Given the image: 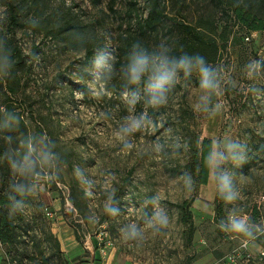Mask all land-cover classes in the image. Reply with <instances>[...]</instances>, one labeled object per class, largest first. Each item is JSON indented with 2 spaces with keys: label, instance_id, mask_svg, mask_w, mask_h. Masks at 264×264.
Masks as SVG:
<instances>
[{
  "label": "rangeland",
  "instance_id": "rangeland-1",
  "mask_svg": "<svg viewBox=\"0 0 264 264\" xmlns=\"http://www.w3.org/2000/svg\"><path fill=\"white\" fill-rule=\"evenodd\" d=\"M10 1L0 0V16L5 19ZM147 1L137 3L138 13L144 16ZM15 2L22 24L15 29V38L27 56L23 90L36 108L35 119L28 118L26 112L24 119L31 134L46 132L51 137L63 165L62 178L39 182L24 210L13 214L19 235L13 245L5 247L11 264H186L190 259L213 264L243 241L218 227L233 207L250 215L251 223L262 228L264 96L253 95L249 89L253 85L264 88V71L252 79L246 65L252 60L264 61V32L237 33L221 51L216 66L221 68L225 82L222 95L214 98V102L218 99L225 105L220 113L207 115L194 110L200 95L195 76L188 81L181 79L163 108L152 109L142 99L133 109L113 81H100L92 63L97 50L118 48L119 36L126 32L128 22L124 0ZM161 2L168 18L149 38L150 46L161 41L172 45L177 38V30L172 28L174 19L196 25L201 15L215 10L212 0ZM67 26L84 28L83 42ZM59 27L68 31L57 34ZM0 30L6 32L3 20ZM203 31L214 35L208 27ZM219 32L216 30V39ZM66 34L75 36V42L66 40ZM33 48L38 60L32 58ZM87 48L93 52L90 59L86 57ZM138 90L143 98V87ZM141 112H147L162 126L128 137L130 146L125 148L115 131ZM226 134L239 135L249 145L247 162L234 169L241 197L233 205L217 194L210 178L206 185H194L192 193L183 183L187 174L195 184L196 178L187 167L196 143ZM156 144L163 146L162 151L156 150ZM77 168L90 184L74 175ZM75 184L87 196L78 210L69 201ZM110 194L120 209L115 217L104 213ZM152 196L159 197L172 221L163 236H154L141 221V206ZM192 197L195 233L188 241L187 225L180 220L176 204ZM218 208L222 210L219 218ZM148 210L151 212V206ZM132 221L144 230L139 243L121 238V228Z\"/></svg>",
  "mask_w": 264,
  "mask_h": 264
},
{
  "label": "clouds",
  "instance_id": "clouds-1",
  "mask_svg": "<svg viewBox=\"0 0 264 264\" xmlns=\"http://www.w3.org/2000/svg\"><path fill=\"white\" fill-rule=\"evenodd\" d=\"M5 17L0 16V21ZM35 27V23L32 25ZM175 53V54H174ZM34 60L39 57L31 54ZM94 67L96 75L102 80H111L115 73L112 52L108 49H100L94 53ZM260 60H252L246 65L249 77L255 79L264 69ZM14 62L11 52L0 40V81L13 75ZM121 78L128 86L123 93V99L131 108L144 102L152 109L158 110L169 103L170 93L174 91L181 79L188 81L195 76L198 80L200 95L194 104V110L198 113L216 115L222 111L225 105L218 99L223 93L222 84L225 76L218 66H214L205 56L199 53L177 52L173 45L158 42L152 46H146L142 41H134L129 48L124 63L120 70ZM143 86L144 97L140 93L139 86ZM249 91L253 95L264 96V88L253 85ZM3 115L8 127L20 124V115L15 111L4 108ZM162 124L152 120L147 112H141L139 116L133 115L115 131L117 137L123 141L125 148L129 147L128 137L137 132L147 131L151 128L155 131ZM3 130V129H0ZM12 137H7L11 141ZM204 149L203 141H200ZM157 151H162L163 146L156 144ZM55 142L46 132L39 135L29 134L20 140V151L4 153L3 159L8 162L10 172L14 179L9 185L7 200L12 212L22 211L26 207V198L36 192L39 182L55 180L58 176V166L61 163L59 154L54 150ZM249 145L240 139L239 135L226 134L218 136L207 146L204 155V165L208 170L209 178L217 194L229 205L235 204L241 197L235 184V168H239L247 162ZM231 165V167H229ZM74 175L81 182L90 184L77 168ZM188 193L194 191L193 181L187 174L183 180ZM118 202L110 194L104 204V213L115 217L120 214L116 206ZM151 206V212H149ZM144 228L149 229L154 236L167 234L171 224L168 212L161 207L158 196L146 199L140 211ZM220 230L236 238H244L246 241H254L257 234H264V229L253 225L246 213H242L238 207H233L226 219L218 225ZM121 238L125 242L135 241L139 243L143 239L144 230L136 221L125 224L121 228Z\"/></svg>",
  "mask_w": 264,
  "mask_h": 264
},
{
  "label": "trees",
  "instance_id": "trees-1",
  "mask_svg": "<svg viewBox=\"0 0 264 264\" xmlns=\"http://www.w3.org/2000/svg\"><path fill=\"white\" fill-rule=\"evenodd\" d=\"M124 1L126 4V11L124 12V15L125 20L128 21L127 24H125L127 26L125 30L126 32H123V35L119 36L118 48L111 51L112 55L115 57L113 60L115 73L111 80L102 81L99 78L102 82L109 83L110 81H113V85L118 87L120 92L125 91L128 87L126 82L120 76V70L129 51L130 45L134 41L140 40L146 46H150L149 38L159 32L161 25L165 19L168 18L165 4H163L161 0H148L146 7L147 13L145 16L144 14L141 15L138 13V0ZM212 1L215 3V10L201 15L200 21L196 25L187 23L184 20L174 19L175 22L172 25V28L177 30V38H174L175 40L172 41V45L175 47L177 52L183 51L192 54L199 53L205 56L209 62L216 66L218 59L220 58L221 51L226 50L231 37L235 38L238 35L237 33L242 32L244 35L252 32H264V0ZM18 5L19 4H16L15 0L8 2L5 8L8 12V16L5 20H3L6 32L0 30V40L4 41V46L11 52L14 62L13 75L6 80L0 81V129H3L0 130V245L3 247V251L7 259L6 264H11V261L8 259L9 251H7L5 247L13 245L19 234L17 232L13 216L15 212L10 210L7 200L9 185L14 177L10 172L8 162L3 159V154L6 152L11 153L20 151V140L23 136L31 134L30 126L25 121L24 114L26 112L28 118L35 119L36 113V108H34V105L29 102V98H27L28 96L25 95L23 90V85L25 83L24 68L27 63V56L23 53L15 38V29L22 26L17 18V13L19 14ZM110 9L111 11H114L112 6H110ZM214 12L215 15L213 14ZM201 25H203V27H208L209 31L214 35L216 34V30L220 31L217 34V39L214 35L211 36L210 33L204 32ZM67 27L71 28V26ZM67 27H59V31L56 33H60L61 30L63 33L65 30L68 31ZM71 30L72 31L70 33L75 34V36L78 37V40L82 41L83 32L85 31L84 28L81 26H73ZM170 33H172L171 29ZM73 37L66 34L65 39L69 42H73ZM245 39L249 40V37L246 35ZM79 43L77 42L76 45H79ZM33 53H36V48H33L32 54ZM86 57L87 59L93 57V52L89 48L86 49ZM261 67L264 69V61H262ZM139 87L143 86L141 85ZM5 107L9 111H15L20 115L21 119L18 126H7L8 122L3 115ZM9 136L12 137L11 141L7 140V137ZM201 141H203L205 145L204 149L201 148L200 141L196 143L191 150V160L187 167L190 174L196 178L194 184L195 187L206 185L209 179L208 170L204 165V155H206L207 146L212 140L204 138ZM54 150L56 151V146ZM62 165L63 164L60 163L57 170L60 178H62L60 173V166ZM27 199L28 197L26 200ZM86 199V192L81 190L75 184L71 188L69 194V201L72 203L74 208L78 210L80 208V204L85 203ZM217 199L219 200V198ZM194 200L195 198L192 197L189 200L176 204V207L180 212V220L187 225L188 241L192 240L195 233V225L192 212L190 210V206ZM221 211V208H218V218L221 215ZM242 240L245 239L242 238ZM193 261V259H190L186 262V264H191ZM253 263L257 264L256 262Z\"/></svg>",
  "mask_w": 264,
  "mask_h": 264
},
{
  "label": "built area",
  "instance_id": "built-area-1",
  "mask_svg": "<svg viewBox=\"0 0 264 264\" xmlns=\"http://www.w3.org/2000/svg\"><path fill=\"white\" fill-rule=\"evenodd\" d=\"M248 243V241L243 240L238 247L224 257L217 259L214 264H238L243 261L264 264V248L257 254H252L248 251Z\"/></svg>",
  "mask_w": 264,
  "mask_h": 264
},
{
  "label": "crops",
  "instance_id": "crops-1",
  "mask_svg": "<svg viewBox=\"0 0 264 264\" xmlns=\"http://www.w3.org/2000/svg\"><path fill=\"white\" fill-rule=\"evenodd\" d=\"M248 215V214H247ZM250 215H248L249 217ZM262 229H264V225L262 226ZM260 236L261 239H255L254 241H249L248 243V251L252 254H257L261 249L264 248V234H258L257 237ZM236 238V237H233ZM6 256L4 254V251L0 245V264H6ZM216 261V260H215ZM215 261H213V264L215 263ZM107 264H109V262H107ZM191 264H202L199 261H196L194 263ZM238 264H254L252 261L248 262V261H243L241 263Z\"/></svg>",
  "mask_w": 264,
  "mask_h": 264
},
{
  "label": "bare ground",
  "instance_id": "bare-ground-1",
  "mask_svg": "<svg viewBox=\"0 0 264 264\" xmlns=\"http://www.w3.org/2000/svg\"><path fill=\"white\" fill-rule=\"evenodd\" d=\"M208 125V124H207Z\"/></svg>",
  "mask_w": 264,
  "mask_h": 264
}]
</instances>
